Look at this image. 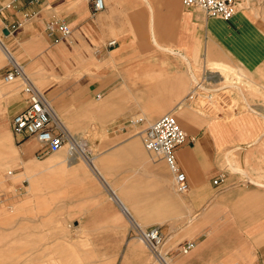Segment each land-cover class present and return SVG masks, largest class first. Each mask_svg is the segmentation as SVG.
<instances>
[{
	"label": "crops",
	"instance_id": "obj_1",
	"mask_svg": "<svg viewBox=\"0 0 264 264\" xmlns=\"http://www.w3.org/2000/svg\"><path fill=\"white\" fill-rule=\"evenodd\" d=\"M105 3L94 13L90 0H0V36L87 144L65 166L34 160L26 141V192L45 195L26 198L31 216L0 222V241L13 242L0 250L30 264H152L140 235L158 227L170 264H264V0L246 1L228 21L183 0ZM51 23L68 24L71 35L52 34ZM200 65L215 84L237 75L246 85L233 94L247 109L228 118L195 110ZM171 112L190 138L177 150L184 192L144 143L145 129ZM25 224L36 230H20Z\"/></svg>",
	"mask_w": 264,
	"mask_h": 264
},
{
	"label": "built area",
	"instance_id": "obj_2",
	"mask_svg": "<svg viewBox=\"0 0 264 264\" xmlns=\"http://www.w3.org/2000/svg\"><path fill=\"white\" fill-rule=\"evenodd\" d=\"M94 13L104 11L105 0H90ZM248 0H183L187 7H197L203 10L208 16L220 17L230 20L240 10L241 6ZM48 30L53 34L61 33V36L68 37L72 29L66 23L49 24ZM116 40L110 41L115 46ZM22 80V92L26 97L25 106L13 115L12 128L14 134L21 140L35 139L39 145L40 154H52L59 152L68 142L70 134L62 121L55 114L45 94L36 87L32 80L24 73L22 66L16 62L12 63L5 72L2 79L5 83L11 84ZM197 98L198 92L193 91ZM98 97V96H97ZM140 117L133 119V124L141 123ZM190 142L188 133L181 127L176 115L167 113L151 123L144 131V143L146 148L157 156L163 157L174 173L175 182L180 191L188 189L186 175L181 170L177 161V150ZM226 177L221 173L214 180L220 185ZM141 238L149 245L151 251L158 252L164 244V238L158 227L141 233ZM194 247L190 242L182 248V252L188 253Z\"/></svg>",
	"mask_w": 264,
	"mask_h": 264
},
{
	"label": "rangeland",
	"instance_id": "obj_3",
	"mask_svg": "<svg viewBox=\"0 0 264 264\" xmlns=\"http://www.w3.org/2000/svg\"><path fill=\"white\" fill-rule=\"evenodd\" d=\"M18 59H19V56H18ZM12 63H14V61L6 57L0 49V66L9 64V67H10ZM16 63L22 66V68L25 71V74L32 80V82L36 85V87L45 94L46 98L48 99L46 95V91H45L46 82L37 80L34 77V75H32L29 72L28 69L23 67L20 59ZM96 65L98 67V63H96V59H94L92 62L87 63L86 69L88 70L90 74H92L91 71L93 70V68H95ZM209 65L210 63L207 65V67ZM233 76H234L233 80L231 78L230 80H227L226 82H219V83L217 82L215 84L211 80L208 79L206 75V71H204V67L200 65L199 70H198V79L192 88V89H196V91L198 92V96L197 98H195L196 99V102H195L196 106L194 107L195 110L198 108L204 113L210 114L211 116L213 115L217 116L219 114H222L223 116L228 118L235 113L236 109H239V110L247 109V106L243 102H240V99L233 94L234 91H237L235 90V88L238 89L237 85L242 86L246 84L238 81L239 77H237V75H233ZM21 84H22L21 78H18L17 81L14 83L7 84L3 81L2 77L0 76V129L9 130L10 133L12 134L14 143L20 148L18 156L9 155L7 153L5 154L0 153V222L3 221V223H5L8 220V218L14 215H18V216L23 215V216H28V217L31 216V212H32L31 203L29 202L30 200L26 198L31 194H36V195L44 194L45 195V192H34V193L26 192L30 190L28 188V186L30 185L29 184L30 176L26 175L25 171H23L24 166H25L23 162H27V159L25 156V153H27L26 151L28 150V148L25 147L26 141H33V144L36 145V148L34 149V155L32 156V158L34 160H37L38 162H42L48 156H54L55 161L58 158H61V156L64 157V159H66L68 155H70L73 152H76V150L73 149V142H70V143L68 142L56 155L54 154L53 155H50V154L42 155L39 153L40 145L36 140L25 139L21 141L14 134L13 128H12V119L14 115L12 112L13 108L19 104H23V103L26 104V97H27V95L24 92H22ZM246 89L247 90L253 89V92L254 91L256 92V88L253 86L249 88L247 87ZM243 91H245V89ZM238 93H240V91H238ZM191 96L192 94L186 97V100L189 101L190 103L193 101ZM173 114L175 115V113ZM140 117L144 120L143 116H140ZM178 121L180 123L179 119ZM62 123L64 125L67 124V123L65 124L63 121ZM180 125L183 128L181 123ZM66 126L68 129V132L69 131L72 132L71 133L72 136L71 135L69 136L70 141L72 139H76V137L73 134L75 133V129H72L71 127H69L68 124ZM84 139L93 140V137L91 135L84 136ZM92 146L94 147V144H92ZM20 154H21L22 159L20 158ZM65 166H67L66 163H65ZM3 226H10V224H3ZM35 227L36 225L25 224L23 225V228H21L20 230L28 231V232L32 230L34 231L36 230L34 229ZM12 243H13L12 241L7 240V239L0 241V244L2 245L4 244L10 245ZM163 247L164 245L159 248L158 252H155V253L153 251L151 252L152 264H160L158 254L160 250L163 249ZM7 250H5V252L8 254H4L3 251L0 250V252H2L0 255V264H13L14 260H18L19 264H30L29 262L22 263L23 260L29 259V256H15L13 254H9L13 250H10V249L8 251Z\"/></svg>",
	"mask_w": 264,
	"mask_h": 264
},
{
	"label": "bare ground",
	"instance_id": "obj_4",
	"mask_svg": "<svg viewBox=\"0 0 264 264\" xmlns=\"http://www.w3.org/2000/svg\"><path fill=\"white\" fill-rule=\"evenodd\" d=\"M0 49L4 53V55L6 57H8L10 60H12L14 62H17L19 60L18 56L13 51H11V49L6 45V43L4 42L2 36H0ZM23 71H24V69H23ZM24 73H25V71H24ZM51 106H52L55 114L59 117V115L57 114V111L55 110L53 105H51ZM64 126L67 129V126L66 125H64ZM70 135H71V132H70ZM71 142H73V149L76 150V152L72 153L73 155H75L79 150L86 149L87 144L84 141H82V140L72 139ZM77 148L79 149L78 151H77ZM19 149L20 148L14 143V140H13V137H12V134L10 133V131L9 130L0 129V153L1 154L7 153L9 155L18 156L19 155V151H20ZM85 158H86L85 160L90 164V166L93 169L97 168L95 159H91V158L88 159V157H85ZM67 161H69V160L68 159H64V157L61 156V158H58L56 161H54V163L55 164H65L66 163V165L68 166L69 162H67ZM72 163H73V160L70 161V165ZM25 174L30 176L29 180H30V182H33L32 181V176H31V171H26ZM164 250L165 249L163 248L159 252V253H161L162 261H163L164 264H170L168 258L164 255Z\"/></svg>",
	"mask_w": 264,
	"mask_h": 264
},
{
	"label": "water",
	"instance_id": "obj_5",
	"mask_svg": "<svg viewBox=\"0 0 264 264\" xmlns=\"http://www.w3.org/2000/svg\"><path fill=\"white\" fill-rule=\"evenodd\" d=\"M5 33H8V30H6Z\"/></svg>",
	"mask_w": 264,
	"mask_h": 264
}]
</instances>
